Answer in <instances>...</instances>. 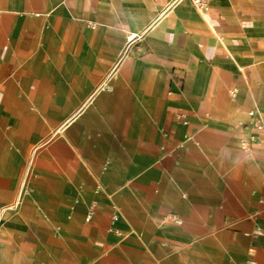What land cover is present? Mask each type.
Listing matches in <instances>:
<instances>
[{"label": "crops", "instance_id": "1", "mask_svg": "<svg viewBox=\"0 0 264 264\" xmlns=\"http://www.w3.org/2000/svg\"><path fill=\"white\" fill-rule=\"evenodd\" d=\"M252 110L264 0H0V264H264Z\"/></svg>", "mask_w": 264, "mask_h": 264}, {"label": "built area", "instance_id": "2", "mask_svg": "<svg viewBox=\"0 0 264 264\" xmlns=\"http://www.w3.org/2000/svg\"><path fill=\"white\" fill-rule=\"evenodd\" d=\"M190 1L199 12L205 13L209 9V3L212 0H190ZM143 37H144V33H127L126 41H125V48L123 49L121 53V57L119 61L126 55L129 48L137 41H141ZM249 117L251 118L252 125L255 129L262 130L264 128L263 121L257 111L255 110L250 111Z\"/></svg>", "mask_w": 264, "mask_h": 264}]
</instances>
